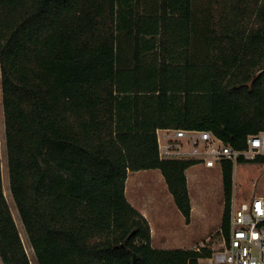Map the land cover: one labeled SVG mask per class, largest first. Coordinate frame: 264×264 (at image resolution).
Returning a JSON list of instances; mask_svg holds the SVG:
<instances>
[{"label":"trees","instance_id":"1","mask_svg":"<svg viewBox=\"0 0 264 264\" xmlns=\"http://www.w3.org/2000/svg\"><path fill=\"white\" fill-rule=\"evenodd\" d=\"M0 79L9 188L38 264H198L210 248L151 245L125 182L159 169L189 222L197 162L160 158L156 129L236 149L264 131V0H0ZM0 264H30L1 166Z\"/></svg>","mask_w":264,"mask_h":264},{"label":"rangeland","instance_id":"2","mask_svg":"<svg viewBox=\"0 0 264 264\" xmlns=\"http://www.w3.org/2000/svg\"><path fill=\"white\" fill-rule=\"evenodd\" d=\"M162 135L164 136V134ZM0 166L3 192L24 249L30 264H38L9 188L1 83ZM127 176H129V180L130 178L141 179L137 190L140 192V198L146 200L145 205L149 209V213H151L153 224L157 221L161 225L163 223L161 218L165 216L166 226L167 228L170 227V233L175 239L185 240L190 242L189 244H202L208 248H216L220 245L222 238L221 220L224 208L220 166L207 168L202 162H197L187 170L188 192L191 199L190 203L192 202L193 204L192 222L189 227L185 224L184 216L174 203L159 169L151 168L150 170L131 171ZM232 179L231 203L247 201L256 195L264 197V163L251 161L235 162L233 164ZM131 184L128 182L129 188Z\"/></svg>","mask_w":264,"mask_h":264},{"label":"built area","instance_id":"3","mask_svg":"<svg viewBox=\"0 0 264 264\" xmlns=\"http://www.w3.org/2000/svg\"><path fill=\"white\" fill-rule=\"evenodd\" d=\"M164 134V136L162 134ZM158 154L163 159H192L206 167H221L223 160L236 162L264 154V131L250 134L246 147L236 149L211 131L195 128H157ZM228 235L198 264H264V197L231 203ZM209 239V237H208Z\"/></svg>","mask_w":264,"mask_h":264},{"label":"crops","instance_id":"4","mask_svg":"<svg viewBox=\"0 0 264 264\" xmlns=\"http://www.w3.org/2000/svg\"><path fill=\"white\" fill-rule=\"evenodd\" d=\"M192 166L193 165L189 166L185 170L188 190H189V182H188L187 170ZM207 168H210V167H207ZM146 170H150V169H146ZM129 172H128V175H129ZM128 177L129 176H127L126 182H125L126 198L148 221L149 227H150V236H151L150 243L153 247L166 248V249L167 248H195V249H198L199 246H203L202 244H195V243L189 244L190 242H187L185 240L175 239V237L172 236V234L170 233V227L167 228L166 226L165 216L161 218L163 222L161 225L157 223V221L155 224H153L151 220V213H149V209L145 205L146 200H142L140 198V194H139L140 192L137 190L141 179L130 178L129 180ZM128 182L129 184L132 183L130 188H129ZM192 211H193V204L191 202L190 220L189 222L185 221V224L187 225V227H189L192 222Z\"/></svg>","mask_w":264,"mask_h":264}]
</instances>
